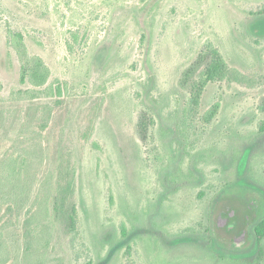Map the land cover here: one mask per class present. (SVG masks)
Here are the masks:
<instances>
[{
  "label": "rangeland",
  "instance_id": "obj_1",
  "mask_svg": "<svg viewBox=\"0 0 264 264\" xmlns=\"http://www.w3.org/2000/svg\"><path fill=\"white\" fill-rule=\"evenodd\" d=\"M263 8L264 0H0V264H264V239L252 229L243 249L212 232L225 203L256 201L264 218ZM8 31L44 62L49 83H65L58 104L24 92ZM207 44L255 83L209 84L192 111L178 80ZM215 102L218 115L204 124ZM142 113L153 121L145 143L136 134ZM61 148L76 174L74 243L51 210L27 244L25 220Z\"/></svg>",
  "mask_w": 264,
  "mask_h": 264
},
{
  "label": "trees",
  "instance_id": "obj_2",
  "mask_svg": "<svg viewBox=\"0 0 264 264\" xmlns=\"http://www.w3.org/2000/svg\"><path fill=\"white\" fill-rule=\"evenodd\" d=\"M258 14H264V8ZM9 44L16 52L20 60V83H28L31 89L24 92L31 94L33 99L44 97L53 100V104H58L59 100L64 97L65 83L54 80L49 83L50 71L44 62L38 57H28L26 48L23 42L22 35L8 31ZM75 41L76 34H72ZM68 50H71V45H67ZM226 83L238 84L241 86L251 87L255 83L253 79L237 69L231 68L224 59L221 52L212 44H207L199 52L197 57L181 72L178 80V88L188 94V107L192 111L200 109L201 97L205 88L209 84ZM103 105V99L99 102ZM43 115L49 116L52 107L48 104L43 105ZM95 116L96 120L100 115L98 110ZM220 103L215 102L208 110H206L201 120L204 124L211 123L218 115ZM259 110L264 113V94L260 98ZM43 120V119H42ZM43 123H46L44 118ZM152 119L142 113L136 125V134L138 139L145 143L148 138L149 127L152 126ZM94 121L87 127L88 132L84 134L88 140L94 131ZM264 125V123H263ZM63 148L60 150L55 171L48 176H45L40 182L39 190L34 199L32 209L25 220V241L30 243L33 235L34 227L43 219L49 216L52 210L55 219L59 223V230L68 243H74L77 234V203H76V174L74 169L71 170L70 161L67 157H63ZM53 184V185H52ZM52 206L49 205L52 192ZM254 235L258 242L264 239V219H262L254 229ZM262 248H260V254Z\"/></svg>",
  "mask_w": 264,
  "mask_h": 264
},
{
  "label": "flooded vegetation",
  "instance_id": "obj_3",
  "mask_svg": "<svg viewBox=\"0 0 264 264\" xmlns=\"http://www.w3.org/2000/svg\"><path fill=\"white\" fill-rule=\"evenodd\" d=\"M258 206L256 201L250 204L239 202L235 205L231 203L221 205L212 220L213 234H222L226 244L235 248L247 247L251 243V235L254 234L255 227L264 219L260 214L253 213L254 208Z\"/></svg>",
  "mask_w": 264,
  "mask_h": 264
}]
</instances>
